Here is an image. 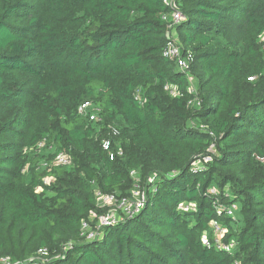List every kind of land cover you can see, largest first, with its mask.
<instances>
[{
    "label": "trees",
    "instance_id": "trees-1",
    "mask_svg": "<svg viewBox=\"0 0 264 264\" xmlns=\"http://www.w3.org/2000/svg\"><path fill=\"white\" fill-rule=\"evenodd\" d=\"M174 8L193 91L162 55V0H0V257L264 264V0ZM61 152L70 162L51 164ZM132 170L144 207L87 239L81 222L107 210L96 191L129 196ZM231 203L234 217L219 211ZM210 220L232 251L203 244Z\"/></svg>",
    "mask_w": 264,
    "mask_h": 264
},
{
    "label": "built area",
    "instance_id": "built-area-1",
    "mask_svg": "<svg viewBox=\"0 0 264 264\" xmlns=\"http://www.w3.org/2000/svg\"><path fill=\"white\" fill-rule=\"evenodd\" d=\"M163 3L167 6L173 7L170 14L167 16V14H162L161 19L167 21V29L170 31L173 30L174 26L180 22L184 16L183 14L177 9L174 8L175 6V0H162ZM162 55L172 61L175 62L176 68L179 71H183L187 73V75H190L188 70L190 63L192 61V56L190 53L184 54L181 46L178 42L170 39L166 42L163 50ZM165 89H168L169 92L172 95L178 96L180 93L178 92L177 88L175 86L171 85H165ZM193 91L192 89H189ZM190 105H199L198 98L194 97L193 99L189 100L188 102ZM87 106V104L82 105V107ZM81 108V107H80ZM79 108V109H80ZM89 119L93 121H99L100 118L97 115V109L93 111L89 115ZM113 134H116V129L113 128L112 131ZM42 145V144H40ZM102 148L104 150H109V140L104 139L101 143ZM120 153V152H119ZM113 155L110 153V158L112 159ZM209 160V157H205L204 161ZM70 162L69 157L65 153H58L55 155L54 159L52 160L51 164H68ZM43 165H46L43 163ZM197 168L202 167V164L200 161H198L195 165ZM130 174L134 177V184L130 191L129 196H117L114 193H102L100 191H96L95 199H96V205L98 207H107V210L105 212H102L100 214H94L91 219L95 221V229H92L91 226L86 221L81 222V230L86 232V238L92 239L97 235V231L105 226L116 224L118 221H122L128 218H132L136 216L141 209L144 207L145 204V194L143 193L140 185V178L135 176V172L132 170ZM50 177H46L45 181L48 182V179ZM151 180V179H150ZM209 192L216 193V189L211 187ZM185 205V204H184ZM183 205V206H184ZM188 209H193L191 204L187 205ZM221 212L224 211L225 215L229 217H234L235 211L237 209L236 203H231L226 207L218 208ZM209 227L214 233V242L211 243L209 239L206 237V233L204 231L202 236V242L205 246L213 245L217 249H221L225 252H230L234 248V242L233 241H223L222 236L226 229L221 226L219 222L216 220H210L208 223ZM39 255H41L42 259L44 260V256L47 254L46 249H40L38 251ZM30 261L33 260V258L29 259ZM0 264H22V262L19 261H12L8 256L0 257Z\"/></svg>",
    "mask_w": 264,
    "mask_h": 264
},
{
    "label": "rangeland",
    "instance_id": "rangeland-1",
    "mask_svg": "<svg viewBox=\"0 0 264 264\" xmlns=\"http://www.w3.org/2000/svg\"><path fill=\"white\" fill-rule=\"evenodd\" d=\"M169 38L170 39H172V40H174V41H176L177 42V36H176V33H175V31L174 30H170L169 31ZM261 40H263L264 41V34H263V36L261 37ZM188 76V80H189V86H188V88L189 89H192V90H194L195 89V82H194V77L190 74V75H187ZM46 180H50V178H48V179H46ZM37 190H40V188H38ZM101 229L102 228H100L99 229V231H101ZM84 233V232H83ZM98 236H100V235H98Z\"/></svg>",
    "mask_w": 264,
    "mask_h": 264
}]
</instances>
